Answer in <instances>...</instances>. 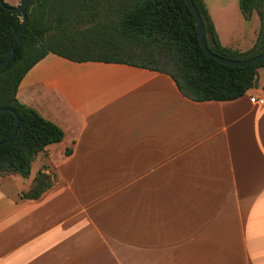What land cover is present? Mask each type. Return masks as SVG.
<instances>
[{"label":"crops","instance_id":"0c3cea01","mask_svg":"<svg viewBox=\"0 0 264 264\" xmlns=\"http://www.w3.org/2000/svg\"><path fill=\"white\" fill-rule=\"evenodd\" d=\"M204 3L223 46L252 47L255 10L238 39ZM17 98L64 135L0 177V264H264V66L244 95L194 101L165 72L48 53ZM38 170L53 185L20 199Z\"/></svg>","mask_w":264,"mask_h":264},{"label":"trees","instance_id":"16d2710c","mask_svg":"<svg viewBox=\"0 0 264 264\" xmlns=\"http://www.w3.org/2000/svg\"><path fill=\"white\" fill-rule=\"evenodd\" d=\"M192 2L210 51L234 60L263 51L264 0L238 1L244 18L255 10L260 20L256 40L245 51L223 46L204 1ZM26 13L22 37L0 67V107L11 108L18 116L14 137L0 145V177H28L37 154L63 138L61 127L17 98L22 78L48 53L76 62L122 63L165 72L180 93L194 101L238 98L254 86L257 68L264 66V58L240 67L206 56L185 0H30ZM21 22L19 13L0 4V61L16 39ZM14 124L15 115L0 110V141L11 134ZM54 179L53 172L38 170L19 198L38 199Z\"/></svg>","mask_w":264,"mask_h":264},{"label":"water","instance_id":"95a60500","mask_svg":"<svg viewBox=\"0 0 264 264\" xmlns=\"http://www.w3.org/2000/svg\"><path fill=\"white\" fill-rule=\"evenodd\" d=\"M185 1H186V4L188 5L190 11L193 14L194 23H195V26L197 29V35H198L197 37L199 39L200 46L202 47V50L206 56H208V57H210V58H212V59H214L220 63L226 64V65L240 66V67L256 63L257 61L264 58V49L259 54H256L252 57H249V58L243 59V60L227 59L225 57L219 56L218 54L210 51L207 47L206 42H205V38L203 37L204 36V27H203V24L201 21V17L197 11V8L193 4L192 0H185ZM29 2H30V0H20L19 3L15 6H8L3 2V0H0V4L5 9L19 13L22 17V22H21L20 27L18 29L16 39L12 43L10 49L8 50L6 57L2 61H0V67L8 62V60L10 59V57L13 53L15 45L20 41V39L22 37V33H23L24 28H25L26 23H27L26 11H27V6H28ZM0 110H9L15 115V124L13 126L11 134L6 139L0 141V145H3V144L8 143L9 141H11L12 138L14 137V135L16 133L17 125H18V116L15 113V111L9 107H0Z\"/></svg>","mask_w":264,"mask_h":264},{"label":"rangeland","instance_id":"374dc122","mask_svg":"<svg viewBox=\"0 0 264 264\" xmlns=\"http://www.w3.org/2000/svg\"><path fill=\"white\" fill-rule=\"evenodd\" d=\"M4 1L8 3L10 6H15L12 3H10L8 0H4ZM203 1L208 4L216 20L218 19L222 20V21H218L219 23H221L219 25L225 26L224 32L227 34L228 37L232 36L241 39V37L243 36L242 34L243 31L249 30L250 27H252L255 23L253 20L252 21L243 20L244 16L241 13L238 5L239 0H203ZM223 9L226 10V12ZM223 11L225 13H223ZM257 23L260 24L259 19H257ZM220 29L223 34L222 26H220ZM35 170H36V166L35 164H32L31 176L35 173ZM9 186L10 187L8 189L12 191L13 187L18 185H16V183H11V185Z\"/></svg>","mask_w":264,"mask_h":264},{"label":"built area","instance_id":"2783aa9c","mask_svg":"<svg viewBox=\"0 0 264 264\" xmlns=\"http://www.w3.org/2000/svg\"><path fill=\"white\" fill-rule=\"evenodd\" d=\"M250 100H251L252 102H255V103H262V102H263V98H262V97H257V98H255V97H250Z\"/></svg>","mask_w":264,"mask_h":264}]
</instances>
